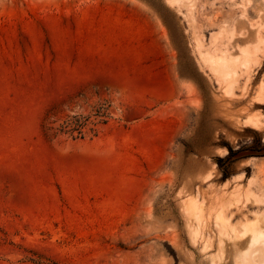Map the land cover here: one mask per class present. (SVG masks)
Returning a JSON list of instances; mask_svg holds the SVG:
<instances>
[{"label":"rangeland","instance_id":"rangeland-1","mask_svg":"<svg viewBox=\"0 0 264 264\" xmlns=\"http://www.w3.org/2000/svg\"><path fill=\"white\" fill-rule=\"evenodd\" d=\"M254 2L0 0V264H264Z\"/></svg>","mask_w":264,"mask_h":264},{"label":"bare ground","instance_id":"bare-ground-1","mask_svg":"<svg viewBox=\"0 0 264 264\" xmlns=\"http://www.w3.org/2000/svg\"><path fill=\"white\" fill-rule=\"evenodd\" d=\"M259 2V0H255V2H254V4H253V6L252 7H250L248 10H247V12L250 14V15H254V16H256L257 14H258V12H259V5H257V3ZM260 8H261V6H260ZM236 26L238 27V28H240V27H243V26H245V22H243V21H237L236 22ZM247 26H245V28H246ZM241 29H243V28H241ZM254 33L255 32H253V29L252 28H250V29H248V31H247V33L246 34H243L242 36H240V37H237L236 39H237V41L238 42H241V43H247V42H250L251 40H253L254 39ZM244 51V50H243ZM244 54H248V52L247 51H244ZM246 56V55H245ZM247 59L249 60V58L248 57H246V61H247ZM224 61V60H223ZM245 61V62H246ZM246 63H248V62H246ZM246 63H244L245 65H247ZM218 64V63H217ZM243 64V65H244ZM213 65V64H212ZM223 65V64H222ZM214 66V65H213ZM218 66V65H217ZM225 66V65H224ZM215 68V67H214ZM227 69V68H226ZM225 70V69H224ZM224 70H223V74H224ZM229 70V69H228ZM218 73V72H217ZM225 73H226V71H225ZM227 73H230V72H227ZM227 73H226V75H227ZM236 73V72H235ZM226 77H228L229 78V76L227 75ZM226 79V78H225ZM168 93H170V89H169V92Z\"/></svg>","mask_w":264,"mask_h":264},{"label":"crops","instance_id":"crops-1","mask_svg":"<svg viewBox=\"0 0 264 264\" xmlns=\"http://www.w3.org/2000/svg\"><path fill=\"white\" fill-rule=\"evenodd\" d=\"M172 70L174 71V75L175 76H177V71L176 70H178V73H183L182 72V65H181V63L180 62H178L177 63V65H176V68H174L173 67V69H170V67L168 68V73H172ZM173 78V77H172ZM178 85H179V83H178V80H173V79H170L168 82H167V90H169L170 89V93H167V94H165V93H163L164 91L162 90V88L160 89V88H155L156 90H155V92H156V94L157 95H155V97H158V96H162V95H164L165 94V96L166 97H173L174 95V92L175 91H177V89H178ZM163 87V86H162Z\"/></svg>","mask_w":264,"mask_h":264},{"label":"water","instance_id":"water-1","mask_svg":"<svg viewBox=\"0 0 264 264\" xmlns=\"http://www.w3.org/2000/svg\"><path fill=\"white\" fill-rule=\"evenodd\" d=\"M243 155H255V156H261L264 155V149L260 151H252V152H247L246 154Z\"/></svg>","mask_w":264,"mask_h":264}]
</instances>
